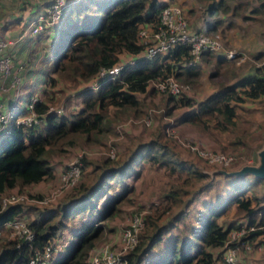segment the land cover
I'll return each instance as SVG.
<instances>
[{"label":"trees","instance_id":"16d2710c","mask_svg":"<svg viewBox=\"0 0 264 264\" xmlns=\"http://www.w3.org/2000/svg\"><path fill=\"white\" fill-rule=\"evenodd\" d=\"M67 1L58 26L47 27L57 28L52 40L33 49L28 57L29 64L40 54L42 59L52 55L54 61L46 77L44 97L34 103L40 122L26 126L13 120L0 139V228H5V221L21 217L23 212L17 203L2 206L3 194L14 187L51 177L53 167L48 155L52 151H63V146L73 145L78 136L88 143H96L105 137L112 131L114 122V118L108 119L107 115L110 105L119 109L116 114L131 112L139 116L143 111L138 94L147 92L151 80L167 76L191 80L200 75L188 46L176 44L165 53L125 65L114 79L98 77L102 67L115 65L122 54L130 57L143 50L138 40L139 28L156 25L161 9L172 0ZM239 5L248 7L247 2H240ZM227 8V0H217L210 10L217 12ZM208 28L213 27L210 25ZM206 31L210 32L209 29ZM38 36L29 37L37 40L45 38ZM207 54L210 52L203 53L204 57ZM97 80L100 82L97 88L89 85ZM63 82L79 84V88L82 85L76 97H80L83 103L68 114L49 112L53 89ZM56 90L62 91L59 87ZM262 96L264 70L259 66L200 101L185 94L174 96L168 93L164 106L168 111L175 106H185L187 109L180 121L224 131L234 127L237 110L245 100ZM159 138L141 142L128 158L114 165L104 161L105 165L100 167L95 182L84 181L86 171L82 167V176L76 186L73 185V190L57 204L33 209L35 215L27 221L34 233L32 240H0V264H28L31 258L43 252L46 245H56L57 238L66 229L69 230L72 223L81 221L84 224L66 238L68 245L63 244L65 250L56 264H87L89 251L105 229L102 221L119 212V202L127 198L131 191L127 177L137 175L144 164L166 170L176 183H171L163 191L162 206H155L146 216V225L139 234L136 246L126 255L128 264H216L221 259L231 229L237 228L241 221L253 227L243 238L252 247L264 244V196L255 195L248 186L249 181L244 180L241 183L245 186L239 192L230 194V200L224 198L227 192L217 188L216 194L208 198L216 176L222 175L216 174L212 180H206L208 175L188 163L175 150L174 141L165 142ZM231 144L235 147L243 142L237 136ZM96 168L94 166V170ZM192 181L203 183L187 189L186 185ZM228 184L225 182V185ZM215 203H218L216 210ZM176 207L187 210H180L169 217ZM231 208L230 219L220 222L219 219ZM189 211L193 213V221L184 219ZM87 217L90 219L85 220Z\"/></svg>","mask_w":264,"mask_h":264},{"label":"rangeland","instance_id":"374dc122","mask_svg":"<svg viewBox=\"0 0 264 264\" xmlns=\"http://www.w3.org/2000/svg\"><path fill=\"white\" fill-rule=\"evenodd\" d=\"M6 1L7 2L3 5L5 9L7 8V14L5 12L6 10H1L2 5L0 6V23L2 24L6 22L7 16H10L11 12L9 11L12 9H18L17 7L20 6L17 14L20 13L19 15H21L23 20L24 16L30 15L27 12L24 13V11H26L25 9H27L28 12L33 11L37 13L41 11L45 3H47L44 2L45 0ZM214 1L217 0H172L173 3H176L182 8L189 23L190 21L201 22L202 19L203 21L213 19L209 24L213 25L214 30L210 31L209 34L220 41L224 50L232 49L238 53L236 57L232 59H225L222 54L217 53L220 54L219 57L223 59V61L220 62H217L216 55L208 56V61L205 59L201 64V68H199L200 75L198 78L182 80L181 78L175 77L177 81L183 85L182 94L188 95L197 101L203 100L214 90L217 91L222 88L223 85L233 81L236 75L242 74L249 66L251 67L254 65L259 67L260 59L264 54V0H227L228 8L226 10L219 9L221 13L220 16H217L219 11L210 10L211 5H214ZM39 2L43 4L37 6ZM240 2H247L248 7L245 8V6L239 5ZM66 8L67 6L65 9ZM254 8H256V11ZM221 11L224 13L227 11V14L225 18L222 19L223 24L215 27V20L222 18L223 13ZM241 13L245 14V16L247 15L246 17L251 20H242L240 18ZM11 15H14V12ZM26 23V20L21 22V24L19 21V25L15 28L19 35L22 34L24 36V39L29 37ZM58 23L59 21L54 23V25L58 26ZM229 23L230 25L227 26ZM53 29L57 30L55 27ZM43 36L44 34H40L38 37L43 38ZM52 37L53 36H50V38ZM43 43V41L37 42L39 46H42ZM252 45L255 46L252 48ZM254 52H256V54H254ZM45 57L46 59L43 57L40 62L41 71H39L44 77L50 72L54 62L52 55H46ZM122 58L127 59L125 54L121 55V59ZM13 67L14 65L12 62V68ZM39 78L42 79L40 76ZM13 86L15 90H17L18 87H16V85ZM78 86L79 84H74L72 82H63L57 85L56 88L53 89L52 100L49 102L51 103L50 107L53 111L68 114L78 109L83 103L80 97H76V92L82 88V85H80V88ZM58 87L61 88L62 91H57L56 89ZM148 87L149 89L146 93L138 94L139 101L141 102V109L143 111L141 115L135 116L131 112H120L116 114V111L119 109L110 105L107 108L108 119L112 120V118H114L111 132H108L105 137L96 143H88L82 136H78L73 145L63 146V151H52L48 155V161L53 167L52 176L38 183L22 187L17 186L7 190L1 197L2 206H5L3 202L5 204L10 203L7 201V198H17L14 204L17 203L21 205L23 208L21 217H24L26 222L34 217V208L39 210L46 207H53L65 196V194L71 192L76 186L64 187L60 185L58 176L65 166L70 163L81 150L91 152L87 155H83L81 158V169L83 170L84 168L86 171L83 179L87 182H95L100 167L105 165L104 161L111 162L110 164L114 165L115 162L128 158V156L132 154V150L141 142H147L157 137H160V141H174L173 145L175 150L178 151L181 157L188 163L208 175L209 178L206 180H212L215 177V174H209L208 172H212L217 168L237 170L244 164L255 162L256 150L264 139V96L253 100H245L242 106L237 110L238 116L234 127L230 130L219 131L212 127L203 128L200 124L196 125L180 121L179 119L187 108L185 106H175L168 111L164 106L168 92H159L152 86ZM17 91H19L20 95L15 103V110L19 111L16 112L17 114H21L26 105V100L24 102L22 99L24 89L22 88L21 81ZM29 92L31 94L34 91L27 88L25 93ZM42 93L43 92H41V94L36 93L40 99L44 97ZM147 119L150 120L148 124L145 123ZM210 123L213 125L212 120ZM237 136H240L243 144L234 147L231 141ZM111 150L113 153L112 156L109 154ZM199 151L205 154H223L224 156L232 157V160L226 165L218 162H211L207 158L202 157ZM94 166H97L99 169L96 168V170H94ZM223 177L224 176H216L217 180L214 183L213 190L211 189L208 192V198L216 194L217 188L222 189L223 192H227V197L225 195L224 198H227L228 201V199H231V197H229L230 194L239 192V189L245 186L241 183L244 180H247V182L249 181L248 186H250L251 191L255 195L262 198L264 196L263 180L258 182L254 181L252 179L253 177L250 175H245L244 177H225V179ZM126 181L131 186V191L127 194V198L119 202V212L102 221L105 229L89 253L95 247L104 243H114L118 246L120 243L119 233L130 223L133 216L144 212L146 217L154 210L155 206H162L164 203L162 200L163 191L171 183H176V180H174L170 174L166 173V170L155 169L149 164H144L137 175L134 177H127ZM193 182L194 181L186 185L187 189L194 186L198 187L203 183ZM225 182L229 184L225 185ZM115 187L118 189L117 185ZM214 200H216V198H214ZM217 204L218 203H215L214 210L217 209ZM180 210L187 209L176 207L172 210L169 217L176 215ZM232 212V208L230 210L228 209L224 213V217L220 218L219 221H228L230 219L228 216H231ZM192 215L193 213L189 211L184 219L186 221H193ZM87 219L89 220L90 218H85V220ZM82 224H84V221L72 223L69 230L66 229L64 233L57 238L56 245L60 249L54 251V259L53 261L51 260L50 264H56L60 261L61 254L65 250L63 244L65 243V246L68 245L66 238L70 237L71 232ZM1 239L20 240L21 238L10 228H0V240ZM261 245V250H259L258 247H251L249 250L239 248L242 254L243 264H264V245ZM156 248L159 249V246ZM244 254L246 258H243ZM221 260L222 256L217 264H220Z\"/></svg>","mask_w":264,"mask_h":264},{"label":"built area","instance_id":"2783aa9c","mask_svg":"<svg viewBox=\"0 0 264 264\" xmlns=\"http://www.w3.org/2000/svg\"><path fill=\"white\" fill-rule=\"evenodd\" d=\"M67 0H50L45 7L33 14L26 21L27 33L29 36L36 37L42 34L47 27L59 21ZM25 34V33H24ZM138 40L143 45V50L132 55L127 59H121L115 65L110 67H102L98 72V77L103 80L116 78L120 71L127 64L134 63L140 58H152L158 53H165L173 48L176 44L187 45L189 53L192 56V62L201 60L203 53L210 52L213 54L220 53L225 59L236 57L235 50H224L223 45L218 39L211 36L205 29H193L183 12L182 8L176 3L167 2L161 9L158 23L154 26H141L138 30ZM12 41L0 37V76H7L12 71L11 57L5 53V49ZM259 66L264 70V54L260 59ZM12 84L19 89L20 79L17 75L13 76ZM97 80L90 84L94 88L99 86ZM159 92H168L174 96H180L183 91V85L180 84L174 76H167L163 79H153L149 82ZM16 90V91H17ZM20 95L19 91L16 97ZM37 94L33 93L26 101L24 112L17 114L12 109H7L3 102L0 101V139L7 132L9 125L15 120L16 124H25L32 126L40 122V118L34 111V103L39 101ZM49 112H53L50 107ZM145 123H150V120H145ZM91 153L87 150H81L78 155L68 163L65 168L59 173L58 182L60 185L67 187L75 185L82 176L81 158L83 155ZM112 156V150L109 152ZM199 154L207 158L211 162H218L226 165L232 157L224 156L219 153L205 154L199 151ZM17 200L15 197L7 198V201L13 204ZM3 202V205H6ZM146 217L144 212L133 216L132 220L119 233V245L114 243H104L95 247L88 255L87 264H128L126 255L136 246L139 234L145 226ZM5 228H10L19 238L24 240H32L34 233L28 226V223L22 217H16L7 220L3 223ZM253 227H248L244 221H241L237 228L231 229L228 239L226 240L222 250V260L220 264H243L239 248L250 249L251 244L243 237ZM60 249L57 245L48 244L44 247L42 253L36 258H31L28 264H50L51 257L55 250Z\"/></svg>","mask_w":264,"mask_h":264},{"label":"crops","instance_id":"0c3cea01","mask_svg":"<svg viewBox=\"0 0 264 264\" xmlns=\"http://www.w3.org/2000/svg\"><path fill=\"white\" fill-rule=\"evenodd\" d=\"M6 2H7L6 0H0V6L2 5L1 6V10H3V11L6 10L5 12L7 14V8L5 9V7L3 5ZM44 2L48 3V0H45ZM47 3H45V5ZM39 4H43V3L39 2L37 4V6H39ZM19 7H17L18 9L10 10L9 12H11V14L14 12V15L10 14V16H7V19L5 20L6 22H4L3 24L0 23V37L6 38V39H9V40L12 41L9 44V46L5 49V53L8 54L11 57V60H12L13 65H14V67H13V69L11 71V74H9L7 76H0V101L3 102V104L5 105V107L7 109H12L14 111V113L19 112V111L15 110V103H16V101H17L19 96L16 97V90H15L13 84H12L13 76L17 75L19 77L21 83H22V88L24 89V91H23L24 94L22 96V99H23L24 102H25V100L27 101L28 97L31 94H33V93H35V94L36 93H40L41 94V92H43L47 76L44 77L43 74L42 73L40 74V72H39V71H41L40 62L42 60V55L40 54L36 58V60H34V62L30 63V64H29V58L28 57H29V53L33 49H36L39 46L37 44V42H40V41L49 42V41H51L53 37L50 38V36H53L54 35L53 33L55 32V29H53V28L46 29L45 32H43L44 37H45V38L43 37L44 38L43 40H41V39L37 40V39H34V38H30V37H27L26 39H24V36L22 34L19 35L17 29H15V28H16V26L19 25V21H20V24H21V22H23V21L27 20L28 18H30L34 14V12L33 11L28 12V10L25 9L26 11H24V13L27 12L30 15L29 16L27 15L28 17L24 16V18L22 20L21 15H19L20 13L17 14V11L19 10ZM218 11H219V13L217 14V16H220L221 15L220 10H218ZM228 12H230V11H228ZM222 13H223L222 14V18H219V19L215 20L216 21V24H214L215 27H218L221 24H223L222 19L225 18L227 12L226 13L222 12ZM246 16L243 13L240 14V18L242 20H251L250 18H248ZM0 17H1V15H0ZM211 20H213V19H209L207 21H203V19H202L201 22L200 21H190V25H191V28H193V29H198V28L199 29H205V30L209 29L210 31H212V30H214V28H212V29L208 28L211 25V24H209V22H211ZM224 24H225V22H224ZM229 25H230V23L227 26H229ZM211 26L213 27V25H211ZM218 31H219V29H218ZM46 32H47V34H46ZM9 33H12V34H9ZM254 46L255 45H252V48ZM254 54H256V52H254ZM258 54H260V53H258ZM207 55L208 56L216 55V57H217L216 60L220 56V54H212L211 55V53L207 54ZM205 57L203 55L201 60H199L196 63L195 62H193V63H195V65H197L198 68H201V66H202L201 64L205 60ZM207 57H206V61H208ZM126 58H129L128 55L126 56ZM122 59H125V58H122ZM221 59L219 58L218 61H220ZM31 64H33V65H31ZM255 67H257V66H254V65L251 66V67L249 66L246 71L242 72V74L236 75L235 76L236 78L233 81L228 82L226 85L232 84L237 79H239L240 77H242V76H244V75H246V74H248L250 72H253ZM39 76L42 77V79H40ZM226 85H223V87L226 86ZM27 88L31 89V91H34V92H32L31 94H30V92L29 93H25V90ZM213 92H215V90ZM195 101H197V100H195ZM261 246H262L261 244H258L255 247H258L259 250H261ZM239 254H240V258H241V260L243 262L242 254H241L240 250H239ZM243 258H246L245 254L243 255Z\"/></svg>","mask_w":264,"mask_h":264},{"label":"water","instance_id":"95a60500","mask_svg":"<svg viewBox=\"0 0 264 264\" xmlns=\"http://www.w3.org/2000/svg\"><path fill=\"white\" fill-rule=\"evenodd\" d=\"M209 174H220L224 177H244L250 175L255 179L264 181V139L256 150V160L254 163L244 164L237 170H227L217 168Z\"/></svg>","mask_w":264,"mask_h":264}]
</instances>
